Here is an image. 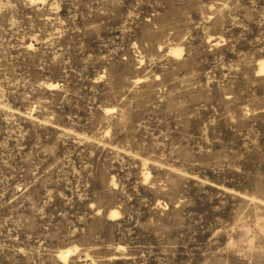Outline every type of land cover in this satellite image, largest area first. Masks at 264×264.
Returning a JSON list of instances; mask_svg holds the SVG:
<instances>
[{"label": "rangeland", "instance_id": "374dc122", "mask_svg": "<svg viewBox=\"0 0 264 264\" xmlns=\"http://www.w3.org/2000/svg\"><path fill=\"white\" fill-rule=\"evenodd\" d=\"M0 264H264V0H0Z\"/></svg>", "mask_w": 264, "mask_h": 264}]
</instances>
